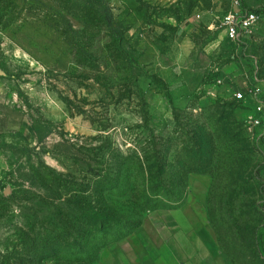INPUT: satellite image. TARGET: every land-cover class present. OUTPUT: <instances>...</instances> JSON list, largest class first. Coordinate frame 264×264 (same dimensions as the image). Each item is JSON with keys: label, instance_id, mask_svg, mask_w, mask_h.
Masks as SVG:
<instances>
[{"label": "rangeland", "instance_id": "374dc122", "mask_svg": "<svg viewBox=\"0 0 264 264\" xmlns=\"http://www.w3.org/2000/svg\"><path fill=\"white\" fill-rule=\"evenodd\" d=\"M240 1L260 16L247 46L214 21L230 0H0V264L264 257V142L243 122L249 87L264 99V0ZM170 193L178 209H151ZM144 216L136 263L123 239Z\"/></svg>", "mask_w": 264, "mask_h": 264}, {"label": "built area", "instance_id": "2783aa9c", "mask_svg": "<svg viewBox=\"0 0 264 264\" xmlns=\"http://www.w3.org/2000/svg\"><path fill=\"white\" fill-rule=\"evenodd\" d=\"M214 21L217 27L225 31V38L234 45L247 46L255 37L260 16L240 0H230L229 5ZM257 87H249V95L254 97L251 112L243 122L251 132V138L264 142V99L257 95ZM245 93L236 92V99H243Z\"/></svg>", "mask_w": 264, "mask_h": 264}, {"label": "crops", "instance_id": "0c3cea01", "mask_svg": "<svg viewBox=\"0 0 264 264\" xmlns=\"http://www.w3.org/2000/svg\"><path fill=\"white\" fill-rule=\"evenodd\" d=\"M142 1H146V0H142ZM260 26H261L260 23H258V28H257L255 36L258 35V31H259ZM222 33H223L224 38H225V31L220 29V33L219 34H222ZM210 42H212V39L209 40L207 43H210ZM3 46H4V42L0 38V50L3 48ZM9 92H10V89L8 87H5L4 79L0 77V119H2L1 118V112H2L1 106L3 104L5 96L7 94H9ZM250 106H252V105H250ZM178 208H175V209H162V210H176ZM205 210H206V208H205ZM145 216L143 217V219L141 221V225L139 226V228L136 231H134L133 233H131V234L127 235L126 237H124V239H123V240L129 241L132 244V246L135 247V251L137 252L136 253V257H135V262L136 263L143 262L145 256L148 254V253H146L145 248L150 246V242L148 240H146L145 234H144V232L142 230V227H143V224H144V220H145ZM206 217H207V215H206ZM186 224H187V227L184 226ZM189 224H190V222L188 221V219L184 218V221H180L179 220L178 222H175V225L170 224L169 228L170 229L171 228L178 229L179 230L178 232L183 234V231H185L186 229L189 230V228H190ZM193 224H194V222H193ZM168 229H167V232H168ZM168 233H169V235L171 234L170 232H168ZM151 246L153 247V249H155L154 245H151ZM164 247H165V250H163V253L164 252H166V253L169 252L167 254V262H168L167 264H170V263H175L176 264L177 263V257H175L176 254L171 250V245L170 244H165ZM173 247H176V243L175 242L172 243V248ZM153 252H154V250H153ZM153 252H151V254ZM125 260L127 261V258ZM125 264H131V263H129L127 261V262H125Z\"/></svg>", "mask_w": 264, "mask_h": 264}, {"label": "trees", "instance_id": "16d2710c", "mask_svg": "<svg viewBox=\"0 0 264 264\" xmlns=\"http://www.w3.org/2000/svg\"><path fill=\"white\" fill-rule=\"evenodd\" d=\"M227 40V39H226ZM228 41V40H227ZM194 145L195 146H197V147H199L200 145L202 146L203 144H201V142H199V143H197L196 141L194 142ZM210 146H211V143H210ZM211 149H213V144H212V146H211ZM195 161L197 162V160H200V158H201V155L200 154H197L195 157ZM190 160V159H189ZM246 164V167L242 170V171H240V174L239 175H237V177H236V179L237 180H240V179H242V177H243V175L245 174V172L247 171V168H248V163H245ZM183 165H184V163L183 162H181V163H179L178 164V167H183ZM190 172V170L189 171H187V173H189ZM186 173V174H187ZM175 178H176V180L177 181H179V182H181V179L180 178H183V177H181V174H178V173H176V176H175ZM170 197V198H169ZM169 197H167V198H164V200L166 201V203L168 204V205H170L171 204V206H163V207H152L151 209L152 210H156V209H175V208H178L179 206H180V204H177V203H179V199L180 198H178L177 196H175V195H172L171 193L169 194ZM173 202L175 203L174 205H173ZM142 221V220H141ZM141 221L137 224V226L135 227V230L134 231H136L138 228H139V226L141 225ZM134 231H132V232H130L129 234H131V233H133ZM254 230H252L251 232H249V235H250V245L249 246H253V235H254ZM129 234H127V235H129ZM126 235V236H127ZM125 236V237H126ZM221 245H222V243H221ZM224 248V247H223ZM229 257H231L230 255H229ZM232 258V257H231ZM244 258H246V260L250 263V264H264V257L262 258L261 257V255H256L255 253H254V251H252V252H250L249 253V255H244Z\"/></svg>", "mask_w": 264, "mask_h": 264}]
</instances>
